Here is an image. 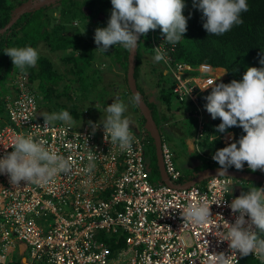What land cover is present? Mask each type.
Here are the masks:
<instances>
[{"label": "built area", "instance_id": "1", "mask_svg": "<svg viewBox=\"0 0 264 264\" xmlns=\"http://www.w3.org/2000/svg\"><path fill=\"white\" fill-rule=\"evenodd\" d=\"M155 47L164 53L162 61L174 82L175 98L188 112L193 111L188 117L197 120L188 148L201 153L198 143L207 134L209 119L199 96L212 89L209 80L222 81L218 69L207 64L175 63L170 53L174 46L169 47L164 38L157 40ZM33 88L20 75L15 94L5 98V113L0 115V159L13 151L15 137L23 133L69 158L72 170L67 175L57 174L47 184L21 181L19 186L10 183L9 175L0 173L1 264L8 262L10 251L16 252L20 243L28 250L25 264H209V254H233L229 242L221 239L228 230L225 221L232 224L239 215L230 208L235 199L231 188L245 181L213 177L184 189L161 181L153 183L146 162L145 147L150 143L145 125L138 133L131 130L135 137L132 150L122 151L110 137L105 140L103 124L89 117L81 125L76 120L44 125L39 95ZM93 125L98 127L94 130ZM215 139L209 137L210 142ZM220 140L228 146L235 134L228 132ZM205 151L211 165L216 164L213 155ZM90 152L95 167L89 172ZM161 153L170 180L183 184L184 176L163 139ZM231 169L264 177V171L252 172L246 162L242 170ZM200 200L210 205L212 217L210 223L195 226L183 220V209ZM245 219L250 221L248 216ZM253 230L258 231L255 226ZM109 239L115 244L125 241L124 246L113 250ZM16 255L24 259L18 252ZM242 257L236 251L231 264H240Z\"/></svg>", "mask_w": 264, "mask_h": 264}, {"label": "clouds", "instance_id": "2", "mask_svg": "<svg viewBox=\"0 0 264 264\" xmlns=\"http://www.w3.org/2000/svg\"><path fill=\"white\" fill-rule=\"evenodd\" d=\"M111 4L113 8L107 27L97 28L94 36L97 49L104 53L113 45L133 51L138 46L139 36L157 27L172 44L178 43L187 31V18L182 14L185 7L183 0H111ZM193 4L206 17L204 29L208 34L217 36L230 31L234 25L242 24L241 13L249 10L247 0H199L198 4L193 0ZM153 49L156 62L165 58L159 47ZM4 53L11 57L14 68L21 71L34 67L39 57L37 50L31 46L10 47ZM260 63L264 64V59ZM216 69L226 73L227 78L226 70ZM208 84L212 91L206 97V110L213 119L219 117L222 121L217 132L223 133L239 126L246 133L239 139V147L237 142H233L213 155L221 166L217 177H228L226 172L230 166L242 170L245 162L252 172L258 169L264 171V68L248 67L242 81L217 84L216 80H209ZM135 100L139 101V97H135ZM125 111L123 101L114 100L106 108L107 116L100 123L105 130V140L110 137L111 143L118 144L122 151L130 152L135 137L128 118L124 116ZM57 120L74 123L70 113L62 110L60 113L46 114L44 125ZM96 127L98 125H93L94 130ZM12 149L0 159V173L9 175L10 183L14 186H19L21 181L47 184L57 174L67 175L72 170L69 158L50 150L43 141L34 140L31 135L18 134ZM94 159L90 152L89 172L95 167L92 163ZM224 188L225 191L229 190L227 184ZM230 208L239 215L232 224L225 221L228 230L221 240L229 242L234 255L239 251L242 256L254 254L264 261V238L258 235V231L264 233V188L254 186L248 192L241 193L232 200ZM182 217L195 226L208 224L212 217L210 205L205 200L191 202L183 209ZM253 226L258 231L253 230ZM232 255L209 254V264H231Z\"/></svg>", "mask_w": 264, "mask_h": 264}, {"label": "trees", "instance_id": "3", "mask_svg": "<svg viewBox=\"0 0 264 264\" xmlns=\"http://www.w3.org/2000/svg\"><path fill=\"white\" fill-rule=\"evenodd\" d=\"M28 1L29 0H0V30L11 21L15 11ZM35 2L37 1L34 0V3ZM196 2L198 4L199 0H196ZM183 3L185 4V7L182 14L187 18V31L184 33L183 38L178 43H169L165 39V36L159 27H157L155 30H149L146 35H140L138 41V53L136 56V80L138 73L140 72V67L143 63V58L146 56H155V51L153 49L154 43H156V41L161 38L165 39L169 47L174 46V51L170 53L175 63L190 64L194 67L207 64L213 68H222L226 70L227 78L218 82L217 84L221 82L228 84L232 80L242 81L243 75L246 73L248 67L264 68V64L260 63V61L264 59V0H247L249 10L247 12L241 13V19L243 20V23L240 25H234L230 31L219 36L208 34L206 29H204L203 24L206 22V17L203 16L202 10H200L198 7H194L193 0H183ZM56 6H58V8H62L60 17L58 18L60 19L59 23H57L56 17L54 18L48 14L50 13L49 11L51 9L53 10ZM112 8L113 6L111 4V0H62L56 2L55 4L44 6L39 10H35L23 15L10 30H8L5 34L0 35V85L2 81L7 78L6 76L11 72H13L11 73L12 78H17L20 75H23L30 86H37V89L42 91L43 97L40 99V109L43 107L42 101L45 102L44 104L46 108H48V105H52L51 102L54 100L56 101V97H58L57 99H60V97L68 96L70 100H77V97L72 98L68 95V90H64L62 93L58 92L59 89L56 86L59 84L62 75L57 69L52 57L38 53L39 57L36 65L21 71L19 68H14L11 57L6 55L4 52L10 47L20 48L25 46H31L38 50L41 44H46L48 48L50 47L51 52L56 56L59 55L58 53H60L62 50H69L70 54L75 55L74 57H79L81 63L91 67L95 48L92 44L85 43L84 39L80 36L82 33H77L76 35L70 33V37L65 26L66 24L72 23V26L75 27L73 25V21H78L79 18H89L91 20L97 21V24L100 26L99 28H105L107 27L108 21L110 19ZM86 10L92 14L88 16ZM98 14L103 15L104 18L99 19L97 17ZM52 26L53 28H51ZM115 47L120 49H118L119 51L116 56L119 64H122V67H124L126 70L127 79L128 58L130 51L124 49L120 45L110 46L109 49ZM80 49L82 50L80 51ZM109 49L105 53L109 52ZM72 58L73 57L66 56L62 58V60L66 63H72ZM159 63L163 64V61L161 60ZM74 66L77 68H75V71L72 73L74 76L79 77V75H82L83 71L81 68H79V64H75ZM153 69H156V67ZM157 71L158 69L156 72ZM168 76L169 75L166 70L162 71L159 75L158 84L161 86L162 79L165 77L168 78ZM81 79L82 78H79L78 82H80ZM168 83L169 86L167 89L164 87L160 88V100L164 105H166L167 110L171 112V100L172 97H175L173 94L174 82L172 81L171 77L168 78ZM11 85L12 82H9L8 86L6 85V87L0 90V115L5 113V98L7 96H12ZM138 89L144 96V101L151 109L153 118L157 125L159 126L160 119L163 124L168 122L167 118L159 117L160 115L158 109L155 106L149 104L144 92L139 85ZM211 91L212 89L202 93L199 96V104L207 114L209 123L206 127L207 134L203 140L198 143V145L201 147V149H206L211 153V155H214L217 150L226 147L220 140L221 135L228 132H233L235 134L234 142H237V146L239 147L238 141L242 136L246 135V133L242 127L239 126L231 127L223 133L217 132L216 129L222 121L219 117L213 119L211 114L206 110V104L208 103L206 97L211 94ZM128 92L127 93L132 96L130 90ZM137 107V104L134 105V110L138 111ZM59 110L60 112L62 111V109ZM64 110L68 111L75 120H80L83 115L82 111L80 112L79 108L76 107L73 109L72 107L66 108ZM179 110H183L184 113L188 112L186 105L179 106ZM46 114L51 113L46 112L42 113L41 115L44 117ZM192 114V110L187 113V115ZM192 130L193 129H190L188 131V136L193 135ZM196 130L197 126L194 135ZM210 136H215L216 139L213 142H210ZM149 143L151 145L152 155L155 162L154 173L159 175L160 181L154 140L150 134ZM188 146L189 145L187 141V149ZM216 167L221 166L216 163L215 165L210 164L207 168ZM228 168L231 169L232 166ZM151 178V181L153 182V176ZM193 178V175H188L184 181H188ZM258 235L261 238H264V233L259 232ZM109 241L113 244V250L124 246L125 242L121 241L119 244H115L114 239H109ZM5 264H23V260L22 258L15 255L10 262L8 261ZM240 264H261V262L249 254L248 256L242 257Z\"/></svg>", "mask_w": 264, "mask_h": 264}, {"label": "rangeland", "instance_id": "4", "mask_svg": "<svg viewBox=\"0 0 264 264\" xmlns=\"http://www.w3.org/2000/svg\"><path fill=\"white\" fill-rule=\"evenodd\" d=\"M61 9V7L58 8V6H56L53 10L51 9L49 11L50 13H48L49 16H52L54 18L56 17L57 23H59L60 20L58 18L60 17ZM86 13L88 16L92 14L88 10H86ZM97 17L99 19L104 18V16L101 14H98ZM73 25L75 27L72 26V23L66 24L65 26L66 30L69 32V36L70 33L74 35H76L77 33H82V35L80 34V36L84 39L85 43H90L95 48L93 61L91 64L92 68L81 63L79 57H74L75 55L70 54L69 50H62L60 51V53H58L59 55L56 56L51 52L50 47L48 48L46 44H41L37 52L40 54L42 53L41 55L52 57V60L54 61L57 69L62 75L60 82L58 81L59 84L56 86L59 89L58 92L62 93L64 90H68V95L70 97H77V100H70L68 96L60 97V99H57L58 97H56V101L54 100L53 102H51L52 105H48V108H46L44 104L45 102L41 100L43 103V107L40 109L41 114L46 112H49L51 114L60 113L59 109L64 110L71 107L73 109L74 107H76L79 108V111H82L83 114L80 120H76L80 125L83 123V121L86 120L87 117H89V119H91L92 121L100 123L103 122V120L107 116L106 108L108 107V105L113 103L114 100H121L126 105L124 116L129 120L130 129L134 133L140 132L144 126V118L142 117L139 109L138 111L134 110V105H136V103L133 97L128 94L129 89L128 85L126 84V70L124 67H122V64H119L116 56L120 49L116 48L118 47L116 46L115 48H110L109 52L107 53H104L103 51L97 49L98 46L94 41L95 30L100 27L97 24V21L91 20L89 18H79L78 21H73ZM51 28H53V26ZM100 47H102V45ZM81 50L82 49H80V51ZM66 56L73 57L72 63H66L62 60V58ZM75 64H79V68H81L83 71L82 75H79V77L74 76V74L72 73L73 71H75V68H77L74 66ZM154 67H156V69H153ZM157 69L158 71L156 72ZM162 71H165L164 65L162 63L156 62L154 60V57L152 56H146L145 58H143V63L140 67V72L138 73L137 82L144 92V95L149 104L155 106L158 109L160 115L159 117H165L168 119V122H166L165 124L162 123L161 119L160 121L158 119V121L162 139L174 154L175 164L177 168L185 176L193 175L197 172H200L201 170L206 169L211 164L207 156L208 152L205 151L204 153L203 149L201 150V153L192 151L193 153L190 154L188 152V149L186 147L187 141L188 139H192L194 136V132L197 126V120L193 117H188V115L185 114L183 110H179V106H181V104L175 97H172L171 100V112L167 110L166 105H164L160 100V88H168V78L170 77L168 76V78H163L160 86L158 84V81L159 75ZM216 71L217 73H219L218 76L220 80L226 79V73L224 74L220 70ZM11 73L7 75V78L2 81L0 90L6 87V85L8 86L9 82H12L11 94L14 95L17 89V81L19 77L12 78ZM79 78H82L80 82H78ZM33 89L38 92V102L40 105V99L41 97H43V93L42 91H40V89H37V86ZM177 115H179V117ZM206 117L204 118L207 120ZM73 120L75 119L73 118ZM54 122L62 123V121L59 120ZM190 129H193L192 136L187 135ZM145 149L146 162L149 167L148 172L150 174V178L153 176V182L157 184L160 181L159 175H156L154 173L155 162L152 155L151 145H147ZM259 185L253 182L247 183L246 181L243 184L237 183L231 190L232 196L234 198H237L241 195V193L248 192L250 188L254 186L260 188ZM19 249L20 248L16 246L15 251L18 252L20 251ZM15 255L16 252H13V250L10 251L8 261L10 262ZM26 255L28 256V250L26 251Z\"/></svg>", "mask_w": 264, "mask_h": 264}, {"label": "water", "instance_id": "5", "mask_svg": "<svg viewBox=\"0 0 264 264\" xmlns=\"http://www.w3.org/2000/svg\"><path fill=\"white\" fill-rule=\"evenodd\" d=\"M37 2L34 3V0H29L27 3H25L22 7H19L16 11L14 16L12 17L11 21L0 30V35L5 34L8 30H10L18 21L19 19L32 11L39 10L44 6H48L51 4H55L58 1L62 0H36ZM38 3V4H36ZM140 38V36H139ZM139 41V40H138ZM137 50L129 52V58H128V70H127V85L128 88L135 100V97H139V101L135 100V103L138 106V109L144 118V124L145 128L148 131V133L151 135V137L154 140V146L156 150V158H157V165L159 168L160 173V181L164 183L165 185L172 187L174 189H184L188 187H192L195 185H200L206 182L208 179L217 177L218 170L220 167L216 168H207L200 172H197L193 174L194 178L188 181H185L183 184H174L169 176L167 175L163 163L162 153H161V147H162V135L160 131V127L157 125L156 121L153 118L152 111L149 108L148 104L144 101V96L140 93L138 89L137 80L135 77L136 73V56H137ZM226 175L230 178H234L237 180H243L246 182H253L257 184H264V177L253 174L250 172H241L236 171L233 169L228 168ZM225 177V176H220ZM23 263H26V258L23 259Z\"/></svg>", "mask_w": 264, "mask_h": 264}, {"label": "crops", "instance_id": "6", "mask_svg": "<svg viewBox=\"0 0 264 264\" xmlns=\"http://www.w3.org/2000/svg\"><path fill=\"white\" fill-rule=\"evenodd\" d=\"M180 115V114H179ZM179 115H177L178 117H179ZM176 116V117H177ZM188 150H189V153L190 154H192L193 152H192V150L190 149V148H188ZM183 174V173H182ZM183 176H184V179L185 178H187V176H185L184 174H183ZM18 247L20 248L19 250L20 251H18L19 252V255L18 256H22L24 259H25V257H27V255H26V251H27V249H26V247H25V245H23V244H19L18 245ZM17 252V251H16Z\"/></svg>", "mask_w": 264, "mask_h": 264}]
</instances>
